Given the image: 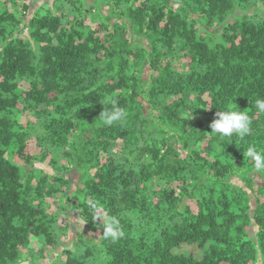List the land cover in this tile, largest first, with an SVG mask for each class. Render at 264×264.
Segmentation results:
<instances>
[{
  "label": "trees",
  "instance_id": "16d2710c",
  "mask_svg": "<svg viewBox=\"0 0 264 264\" xmlns=\"http://www.w3.org/2000/svg\"><path fill=\"white\" fill-rule=\"evenodd\" d=\"M85 1L37 0L27 15L32 2L0 0V264L58 244L67 209L50 200L67 194L70 168L98 241L79 235L60 264H264V171L251 177L244 155L264 151L253 107L264 98V0H96L109 11L94 13ZM240 8L250 12L227 21ZM221 24L219 37L206 29ZM113 104L126 119L101 126ZM229 106L251 118L243 140L210 133ZM33 160L52 172L23 166ZM112 218L117 239L103 230Z\"/></svg>",
  "mask_w": 264,
  "mask_h": 264
},
{
  "label": "rangeland",
  "instance_id": "374dc122",
  "mask_svg": "<svg viewBox=\"0 0 264 264\" xmlns=\"http://www.w3.org/2000/svg\"><path fill=\"white\" fill-rule=\"evenodd\" d=\"M32 2L31 7L29 10L25 12V14H31L38 6L39 2L37 0H28ZM97 6L100 8L102 12H108L109 9L107 6L104 5V3H97L96 0H86L85 1V8L88 13H94L96 10ZM250 11H247L245 9H237L228 19L227 21L232 20L234 17H239L243 15L244 13H248ZM260 14L264 16V9H261ZM225 24H221L218 26H215L213 28H206L208 31L212 32L216 37H219L223 31ZM131 31V30H130ZM129 31V35L132 34ZM22 35L27 36L28 35V27L26 25L21 27V32ZM149 69L147 67L143 68V78L145 80L148 79L149 77ZM145 109L146 113L148 116L152 115L149 112V107L147 104H145ZM28 114L26 112H21L20 116H27ZM177 148L181 151L183 156H186V153L180 148V146H177ZM26 169L29 168H38L43 170L44 172H52V169L50 168L47 160L44 162L33 160L30 164H24L23 165ZM65 177H67L70 182L71 186L67 191V194L60 200L58 198L60 196H57V200L53 201L50 200L51 207L50 210L54 209L57 211H64V208L67 209L66 216L68 219V227L66 228L64 234L61 235V238L58 242V244L53 247L49 248L43 253L42 256H36L34 259H24L21 264H31L34 261L40 262V264H60V261L62 260L65 251L70 249L72 247V244L74 240L79 236L83 235L84 238L86 239H92L93 241H98V235L88 231L85 227V219L79 214L78 210V200L75 195V189L78 186L79 182V176L78 173L73 169L70 168L66 172L63 173ZM250 176L253 177L255 180L258 182L263 181V177L260 175L259 172L253 171L250 173ZM230 181L238 183L240 185H243L242 182L239 181L238 178H231ZM60 201V202H59ZM62 213V212H61ZM63 215V213H62ZM250 233L253 234L255 233V228H250ZM179 252L183 253H193L195 256H200L201 255V249L198 245L196 244H183L179 250ZM98 264H104L103 261H99Z\"/></svg>",
  "mask_w": 264,
  "mask_h": 264
},
{
  "label": "clouds",
  "instance_id": "9594fccd",
  "mask_svg": "<svg viewBox=\"0 0 264 264\" xmlns=\"http://www.w3.org/2000/svg\"><path fill=\"white\" fill-rule=\"evenodd\" d=\"M234 103V102H233ZM253 107L259 112L264 113V98H257L253 102ZM215 119L210 123L211 134L218 136L221 140L231 138L235 135L239 140H243L251 134V118L242 110H235L231 106L225 111H217ZM126 119L124 109L113 104L111 109L103 107L97 120L101 126H112L115 123L123 122ZM244 155L253 163V168L257 172L264 171V151H258L254 145H249ZM104 233L113 239L123 235L119 221L115 218L110 219L103 225Z\"/></svg>",
  "mask_w": 264,
  "mask_h": 264
}]
</instances>
